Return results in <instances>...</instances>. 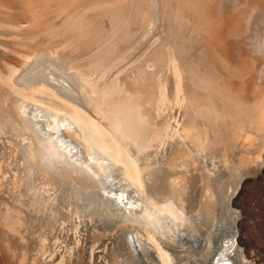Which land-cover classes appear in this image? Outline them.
<instances>
[{
  "label": "bare ground",
  "instance_id": "obj_1",
  "mask_svg": "<svg viewBox=\"0 0 264 264\" xmlns=\"http://www.w3.org/2000/svg\"><path fill=\"white\" fill-rule=\"evenodd\" d=\"M263 166L264 0H0V264H253Z\"/></svg>",
  "mask_w": 264,
  "mask_h": 264
},
{
  "label": "rangeland",
  "instance_id": "obj_2",
  "mask_svg": "<svg viewBox=\"0 0 264 264\" xmlns=\"http://www.w3.org/2000/svg\"><path fill=\"white\" fill-rule=\"evenodd\" d=\"M234 208L239 213L237 244L242 251L255 255L253 264H264V166L238 189ZM224 229L225 234L228 227Z\"/></svg>",
  "mask_w": 264,
  "mask_h": 264
}]
</instances>
